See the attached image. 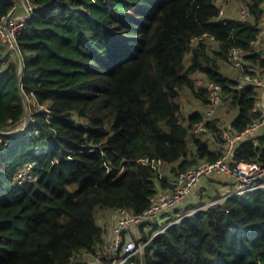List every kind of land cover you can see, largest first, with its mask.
I'll return each instance as SVG.
<instances>
[{"label": "trees", "instance_id": "16d2710c", "mask_svg": "<svg viewBox=\"0 0 264 264\" xmlns=\"http://www.w3.org/2000/svg\"><path fill=\"white\" fill-rule=\"evenodd\" d=\"M31 1L16 34L21 80L18 60L0 66V131L23 120L26 96L36 104L21 133H0V264H88L104 211L141 214L158 188H173L169 177L225 152L220 117L205 118L206 83L237 110L231 133L260 119L258 89L221 65L240 48V74L264 71V48L251 46L264 0H240L246 20L220 14L216 0ZM14 6L0 0V23ZM187 92L202 108L185 116ZM253 160L264 162V133L236 144L234 162ZM158 229L142 224L141 240ZM123 264H264V186L192 211Z\"/></svg>", "mask_w": 264, "mask_h": 264}, {"label": "built area", "instance_id": "2783aa9c", "mask_svg": "<svg viewBox=\"0 0 264 264\" xmlns=\"http://www.w3.org/2000/svg\"><path fill=\"white\" fill-rule=\"evenodd\" d=\"M23 4L22 14H17L14 11L5 14L0 23V43L8 47L11 50L17 52L21 56L16 42V34L24 27V23L31 15L34 5L31 0H21ZM218 4H221L219 13L223 14L226 0H216ZM229 3V2H228ZM15 7V6H14ZM13 7V8H14ZM16 9V8H15ZM239 19L246 20L250 16L244 6L238 9ZM252 48L257 50L264 48V19L260 23L259 37L252 42ZM244 52L240 48H232L229 53L228 65L233 68H241L243 65ZM22 57V56H21ZM241 82L243 84L254 85L259 94L264 96V71L258 75L251 76L250 74H241ZM200 85V81H198ZM207 91L208 104L205 108V118H210L216 115L226 101L221 93V86L216 82H208L205 84ZM254 110L260 112V119L248 127L244 132L239 134H233L225 127V124H220L221 132L220 137L226 144L225 152L221 157L214 161L206 162L198 166H192L186 170L180 172L176 177L169 178L173 188L163 190L158 188L157 192L151 197V205L141 214H134L133 212L120 208L115 210L116 225L112 227V234L109 239H105L101 248L99 249V256L95 258H84L88 264H123L131 256L137 252H142L144 245L159 234L165 228L189 215L190 212H182L177 217H168L166 215H172L174 209L178 208L185 198L192 192L195 186L198 184L202 176L210 173H224L232 177V183L228 187L226 193L219 200H212L208 204L204 205H217L223 202L225 199L236 197L245 193H250L256 189L264 186V162L258 160L253 161H233V154L236 144L249 138L258 127L264 123V111L258 109L257 106ZM194 132H201L206 130L205 121L202 120L193 126ZM159 163H154V166ZM31 165H26L18 173L19 180H23L28 177ZM202 208V206H200ZM121 214L120 217H118ZM166 220V224L160 229L155 230L151 238L147 241L141 240L140 226L145 223H158L162 224V220ZM134 228L136 236L128 237L124 240V233ZM106 261H103V260Z\"/></svg>", "mask_w": 264, "mask_h": 264}, {"label": "crops", "instance_id": "0c3cea01", "mask_svg": "<svg viewBox=\"0 0 264 264\" xmlns=\"http://www.w3.org/2000/svg\"><path fill=\"white\" fill-rule=\"evenodd\" d=\"M231 13H235V10H232ZM255 106H257L258 109H261L262 111H264V96H262V94L259 95V98ZM201 108L202 107H200V109ZM236 114H237V110L235 109L230 121H228V123L226 124L228 127H230L231 120L235 117ZM262 133H264V123L260 127H258L253 133H251L249 138H251L255 134H262ZM209 145L214 149L218 147V144L214 143V141L212 139L210 140V138H209ZM231 183H232V177L224 173L215 172V173H210L208 175L202 176L198 184L195 186L192 192L185 198V200L181 203V205L178 208L174 209V211L172 212V215H166L165 218L167 219L168 217H177L179 214L186 211L185 208L187 206H190V207L204 206L212 200H219L226 193ZM202 200H204V204L199 205V203ZM115 213L116 211L106 210L101 214L102 217L100 219V223L105 225V228H106L105 239L106 240L110 238L112 234V227L113 225H116L117 223L114 219ZM120 216L121 214L118 217ZM165 222L166 220L163 219L162 224H160V227L165 226L166 224ZM132 236H136V231L134 228H131L130 230L124 233V240Z\"/></svg>", "mask_w": 264, "mask_h": 264}, {"label": "rangeland", "instance_id": "374dc122", "mask_svg": "<svg viewBox=\"0 0 264 264\" xmlns=\"http://www.w3.org/2000/svg\"><path fill=\"white\" fill-rule=\"evenodd\" d=\"M12 1L14 2L15 7L12 8L9 12L11 13L12 11L15 10L14 11L15 13L22 14V12H23V7H22L23 4H22L21 0H12ZM224 3H225V7H224L223 11H225V17L226 16L227 17H230V18L238 17L237 10L239 9V7H241L240 0H228V1L224 2ZM232 10H235V13H231ZM2 52H3V55H2V58L0 56V66L4 63L3 62V59L4 58H5V60H7V62L4 64V66L7 65V63L10 60H12V59L13 60L14 59L15 60H18L19 73H20L21 70H23V60H22V57L20 55H18L17 52L9 49L8 47L5 48L3 46L2 47ZM221 70L224 73L229 74V75H231L233 77H236V78H239L240 75H241L240 74V71H239L240 70L239 68L230 67L227 63H223L221 65ZM19 86H20V88L22 87L21 84H19ZM25 98H26V100L28 102L25 115L26 114H29L31 116V113H32L31 110H32V108H34L36 106L35 99L33 97H31V96H28V97L26 96ZM182 104H183L182 105V107H183V113L185 114V116L188 113H190L191 111L202 107V105H200V103L197 100H194V98L192 97V95H190L188 92L182 98ZM234 110H235L234 108L230 107L229 102L228 101H225L224 104H223V106L221 107V109L216 113V115H218L220 117L221 123L226 125L228 123V121H230V119L232 117V114L234 113ZM23 126H24V118H23V120L19 124H17V126L13 130L21 129ZM203 138L205 139V141H207L209 143V139L206 137V135H204ZM204 200H202L199 203V205L200 204H204ZM202 207H205V206H202ZM198 209H200V206H193V210L192 211H196ZM192 211H189V212L191 213ZM140 253L142 254V252H140Z\"/></svg>", "mask_w": 264, "mask_h": 264}, {"label": "water", "instance_id": "95a60500", "mask_svg": "<svg viewBox=\"0 0 264 264\" xmlns=\"http://www.w3.org/2000/svg\"><path fill=\"white\" fill-rule=\"evenodd\" d=\"M21 75H22V70H21V72L19 73V77H20V80H21ZM29 121H30V115L29 114H26L25 116H24V126L21 128V129H16V130H10V131H7V132H2V131H0V133L1 134H3V135H15V134H19V133H21L26 127H27V125L29 124ZM125 162V159L122 161V163H121V166H122V164ZM121 166H119L118 168H116V169H120V167ZM112 169H115V167L114 166H112Z\"/></svg>", "mask_w": 264, "mask_h": 264}]
</instances>
